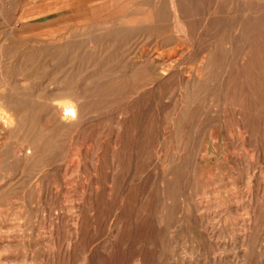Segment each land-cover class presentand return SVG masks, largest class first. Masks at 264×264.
I'll list each match as a JSON object with an SVG mask.
<instances>
[{
  "label": "rangeland",
  "instance_id": "obj_1",
  "mask_svg": "<svg viewBox=\"0 0 264 264\" xmlns=\"http://www.w3.org/2000/svg\"><path fill=\"white\" fill-rule=\"evenodd\" d=\"M0 108V264H264V0H0Z\"/></svg>",
  "mask_w": 264,
  "mask_h": 264
},
{
  "label": "bare ground",
  "instance_id": "obj_2",
  "mask_svg": "<svg viewBox=\"0 0 264 264\" xmlns=\"http://www.w3.org/2000/svg\"><path fill=\"white\" fill-rule=\"evenodd\" d=\"M71 109L72 108L68 106L65 109V112L68 110L71 111ZM16 122L17 120L13 113H11L10 111L4 108H0V132H2L4 135H6V133H10L15 128ZM28 154H27V150L24 145L18 143L17 141L10 142L6 146V148H4V150L0 152V166L14 165L18 169L17 173H20V175L24 174L25 168L27 167V164H28Z\"/></svg>",
  "mask_w": 264,
  "mask_h": 264
}]
</instances>
